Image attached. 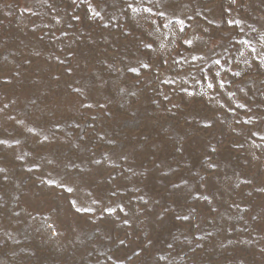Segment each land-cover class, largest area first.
Wrapping results in <instances>:
<instances>
[{
    "label": "rangeland",
    "instance_id": "obj_1",
    "mask_svg": "<svg viewBox=\"0 0 264 264\" xmlns=\"http://www.w3.org/2000/svg\"><path fill=\"white\" fill-rule=\"evenodd\" d=\"M0 264H264V0H0Z\"/></svg>",
    "mask_w": 264,
    "mask_h": 264
},
{
    "label": "snow or ice",
    "instance_id": "obj_2",
    "mask_svg": "<svg viewBox=\"0 0 264 264\" xmlns=\"http://www.w3.org/2000/svg\"><path fill=\"white\" fill-rule=\"evenodd\" d=\"M69 191H71V189H69ZM79 211V209H77Z\"/></svg>",
    "mask_w": 264,
    "mask_h": 264
}]
</instances>
